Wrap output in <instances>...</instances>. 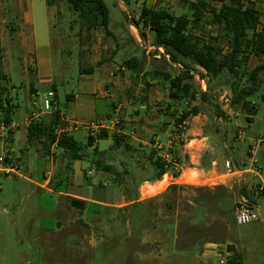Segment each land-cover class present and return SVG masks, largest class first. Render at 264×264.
<instances>
[{
  "label": "rangeland",
  "instance_id": "374dc122",
  "mask_svg": "<svg viewBox=\"0 0 264 264\" xmlns=\"http://www.w3.org/2000/svg\"><path fill=\"white\" fill-rule=\"evenodd\" d=\"M104 2L109 11V34L101 26L87 28L66 0H50L49 4L47 0H0V69L5 76L0 81V98L4 103V99L8 100L12 113L17 110L23 115L30 111L32 105L25 99V89L30 83L39 88L40 96L46 91L44 87L48 84L39 85L40 77L53 83L59 112L71 115L75 110L65 98L67 93L93 99L82 92L78 70L92 66L97 75L99 58L122 65V56L133 53L139 57L145 53L148 61L142 74L137 78L128 76V89L121 93L114 90L111 94L120 97L116 113L122 128L131 129L138 113L147 115L150 122L143 130L144 146L139 147L128 136L126 144L115 143L108 135L97 140L99 154L86 144L84 130L78 131L75 137L81 144V157L70 160L68 152L54 146V174L49 183H43L41 174L50 168L46 156L50 151L44 153L36 140L25 141L22 125L15 131L14 128L12 145L18 155L19 176L0 173V264H218L219 257L224 255L214 253L213 248L230 251L234 262L241 263V255L242 264H264V189L260 193L247 192L259 213L257 220L237 224L233 213L239 186L246 190L260 180L264 187V141L259 142L264 135L261 90L245 98L254 103L248 110L241 103L232 105L235 92L231 89V77L204 76L202 90L200 76L194 75V86L205 91L206 98L190 103L171 99L167 82L146 73L154 66L149 64L156 53L151 45L152 34L140 26L145 34L140 37L132 20L137 19L142 4L165 8L174 15H189L186 5L180 0ZM252 3L260 22H264V0ZM209 17L205 13L193 33L202 39L208 35L216 37V45L224 51L226 41ZM262 59L248 56L239 68L240 87L249 85L246 74ZM155 64L172 74L179 69L158 61ZM84 76L91 75L84 73ZM258 78L260 87H264V71ZM110 99H94L97 117L112 114ZM38 105L36 98L34 106ZM193 105L199 109L195 116L187 118L183 146L175 140L173 125L178 114ZM74 114L77 120L91 118L82 111ZM2 116L0 109V120ZM249 146L254 148L259 177L246 174L231 188L172 179L157 193L140 195V201L136 200L140 184L154 174L147 159L150 149H155L156 156L165 155L166 176L174 178L187 167L199 168L201 164L209 168L212 160L218 173L225 170L224 159L240 166L241 162H247ZM170 149L180 156V163L170 156ZM68 160L70 168L63 173ZM95 161L109 165L110 169L96 166ZM243 178L246 184L242 183ZM172 183L176 186L172 187ZM65 191L87 198L83 212L77 204H68L70 199L62 195Z\"/></svg>",
  "mask_w": 264,
  "mask_h": 264
},
{
  "label": "trees",
  "instance_id": "16d2710c",
  "mask_svg": "<svg viewBox=\"0 0 264 264\" xmlns=\"http://www.w3.org/2000/svg\"><path fill=\"white\" fill-rule=\"evenodd\" d=\"M180 1L188 8L189 15L182 13L174 15L165 8H151L142 4L137 19L132 20V25L139 30L140 37L145 36L144 32L140 31V26L147 28L152 34L151 45L156 53H153V59L149 60V64L154 66L150 67L146 73H151L165 80L168 85V96L171 99L183 100L186 103L198 98L201 100L206 98L205 91H200L194 86V75L200 76V79H203L204 76L231 77V89L235 92L231 99L232 105L241 103L243 108L252 109L253 105L249 101H245V98L254 96L260 89L262 100L264 92V87H260L261 82L258 78V74L264 71V22H260L259 13L253 7L252 0ZM49 2L50 0H47V4ZM66 2L69 8L84 21L87 28L101 26L109 34L107 28L109 11L104 0H66ZM205 13L209 14V21L218 27V32L222 33L226 41L224 51L216 45L214 41L216 37L208 35L206 39H202L193 33L194 27L202 21ZM115 41L118 44L117 40ZM159 49L161 50L159 51ZM144 54L140 53L138 57L129 53L121 57V64L134 78L142 74V69L148 61V56ZM249 55L260 56L263 59L247 72L246 80L249 81V85L240 87L238 80H240L241 72H239V68L244 65ZM155 61L170 68L178 66V72L172 74L169 70L155 67ZM84 70L85 73H89L91 67ZM4 78L5 76L0 69V81ZM1 88L0 84V91ZM4 101L5 103L0 98V109L3 110L0 122L9 123L12 110L8 100L4 99ZM198 109L197 105H193L181 111L175 118V123L189 116H195ZM57 111L59 110L56 106V112L48 121L37 120L26 127L27 141L36 140L40 142L44 153L49 152V148L55 140L53 125L57 120ZM106 135V131L101 130L96 134V138L101 139ZM111 136L115 143L122 140L121 135L116 132L111 133ZM40 137H43L41 141H39ZM92 140V137L88 136L87 144ZM56 146L61 148L63 152H68L70 160L81 157V145L69 134L60 135L56 141ZM169 153L176 162L179 161V155L174 154L172 149L169 150ZM155 154V149H150L147 155L148 162L154 170V174L149 177L148 181L158 180L167 171L166 159ZM95 165L101 166L105 170L110 169L109 165H101L99 161H95ZM200 167L205 166L200 164ZM175 186L172 183V187ZM240 192L246 194L243 187L240 188ZM73 200L76 199H70L71 204H75L76 201ZM227 264L241 263L230 260Z\"/></svg>",
  "mask_w": 264,
  "mask_h": 264
},
{
  "label": "built area",
  "instance_id": "2783aa9c",
  "mask_svg": "<svg viewBox=\"0 0 264 264\" xmlns=\"http://www.w3.org/2000/svg\"><path fill=\"white\" fill-rule=\"evenodd\" d=\"M126 67L124 65H116L113 70L108 72L110 77L118 75L120 73H124ZM201 89L204 90V85L202 79H200ZM110 88L106 86L103 90L104 94H109ZM39 91H35L32 94V106L29 112H27L23 121L25 126L30 123L37 121L40 116L44 113H55L56 112V102L54 99V93L51 89H47L45 92L39 95ZM36 98L39 99V105L37 107L34 106ZM262 101L264 102V92L262 94ZM254 106V103H251ZM59 111H57L58 113ZM61 114V113H60ZM180 114V113H179ZM62 115V114H61ZM65 116V115H64ZM64 116L61 117L64 119ZM263 122H264V113H263ZM86 126L88 128L89 134H93L96 136L102 129H110V130H119L120 129V119L117 116V113H112L110 116H99L93 119H90ZM16 127V124L12 121L9 123L0 122V173L3 175L13 174L14 176H19L18 172V155L15 152L14 147L12 145V131ZM173 135H175V140L181 144L185 145V140L183 137V133L187 128V118L181 119V121L174 123L173 125ZM53 133L55 135V140L53 144L56 146V141L60 135L63 134V128L56 125L53 127ZM191 140H189L190 142ZM264 141V135L259 138V142ZM188 142V144H189ZM168 155V154H167ZM165 157V156H164ZM247 162H241L240 166H233L229 159H224L223 167L225 168L222 172L214 173V176L210 175V168H214L216 166V162L212 160L210 162L209 168L196 166L187 167L181 170L178 174H176L173 178L172 175H169V180L166 185L170 183V181L177 179L175 182H184L191 183L196 185H223L231 188L233 184H239V177H242L246 174H252V176L259 177L258 168L255 166V158H254V148L248 147L247 149ZM167 161V160H166ZM193 170L195 172V176H190V171ZM90 171L87 170V174ZM164 176V174L162 175ZM239 178V179H238ZM179 180V181H178ZM182 180V181H180ZM242 183L246 184V178L242 179ZM243 184V185H244ZM239 186V185H237ZM245 186V185H244ZM238 188V197L234 201L233 213H234V221L237 224H246L252 221H255L259 218V213L255 210L253 203L249 200L246 194L240 192V188ZM264 189L262 183L253 182L246 188V192L260 193ZM212 250L216 254H223L224 256H220L218 259V264H227L228 261L231 260V252L227 250H222V248H213Z\"/></svg>",
  "mask_w": 264,
  "mask_h": 264
},
{
  "label": "crops",
  "instance_id": "0c3cea01",
  "mask_svg": "<svg viewBox=\"0 0 264 264\" xmlns=\"http://www.w3.org/2000/svg\"><path fill=\"white\" fill-rule=\"evenodd\" d=\"M133 40H136V39H133ZM101 61H102V64H101ZM96 62L98 64V66L95 67V69H97L99 72V74H97V75H95L93 73L94 68L92 66H91V70L89 72L91 75L90 77L84 76L85 70L83 68L78 70L79 76L81 78L80 87L84 89L82 92H84V94L89 93L90 95H92V98H93L92 101L88 100L87 97L84 95L81 97L79 96V94H73V93H67L65 95V98L69 101V103L70 102L73 103V108L75 111H77V112L82 111V112H86L87 114L91 115L90 116L91 118H89V120L97 117V115H98V113L95 111V108H96L95 100L105 99L106 97L111 98L109 101L111 113H116L117 110L119 109L120 105H121V103H119L120 101L117 102V100L120 99V97H118V95H117V98H116L115 96H113L111 94V91L118 90L121 93L124 90L126 91L128 89V86L130 85V83H129L130 77H128V76H131V75L130 74L127 75L129 73L127 70L124 73H120V74L115 75L113 77H110L108 75V72L110 71V69L112 67L114 68L115 65H117L118 63L111 61L109 58L107 60L106 59L102 60L101 58H99ZM38 83H39V85L47 83L48 85L46 87H44V89H46V90L47 89H53L55 92L56 100L59 101L56 89H55L53 83L49 80V78H40L39 77ZM105 86H109V88H110L109 94L103 93V87H105ZM35 91H40V90L38 87H36L34 84H31V83L25 89V99L27 101H30L31 104H32V100H33L32 94ZM142 106L143 105H139V107H142ZM57 108L59 110L58 104H57ZM135 110L137 111V109H135ZM74 112H73V114L68 115V116H66V115L64 116L62 114L64 116V119L61 117L62 115L60 114V112H58L57 113V120H56V123L53 125V127H56V125L60 126L61 128H63V133L69 134L79 144H80V142L77 141L75 134L80 130H84V134L86 137V144H87V137L88 136L92 137L93 140L87 145H89L92 148V150H94L96 152V154L97 153L99 154V152H101V151H100V148H98V143H97L98 138H96V136H94L93 134H89L88 128L86 126V123L89 120H77L76 118H74V117H77V116H75ZM107 114L109 115V113H105L106 116H107ZM24 115L25 114H23V115L19 114L17 110L13 111V113L11 114V121L16 124L14 131L16 129H18V127L20 125H22L24 127L25 132H26V126H25L24 121H23ZM51 117H52V115L50 113H45L44 115H41L39 120L46 122ZM137 118L138 119L136 120L135 124H133V125L130 124L131 129L122 128V125H121L119 130H113V129L112 130L102 129V130L106 131V133H107L106 136L111 135V133H113V132H116L119 135H121L122 140H120L119 142H125V138H127V136H128V137H131L133 140H135L139 147H141V145L144 146L146 142H145V139L143 137V130L148 128L146 125L149 124L150 122L147 121V119H148L147 115L142 116L141 114L138 113ZM128 129H129V131H128ZM134 129L135 130L137 129L136 132L133 131ZM14 131H13V133H14ZM42 139H43V137H40L39 141H41ZM26 140H27V138L25 136V141ZM125 144H126V142H125ZM54 146L55 145L52 143L50 148H49L50 154L46 155L48 158V163L50 164V168L48 171H45L41 174V177L43 179V183H49L51 180V177L54 174V170H53V163L55 160L54 159V153H53L54 152V150H53ZM143 146H142V148H144ZM158 146H160V143ZM59 156H61V154ZM164 156L165 155H163V157ZM177 163H180V161H177ZM67 164H68V166L66 167V170L63 173H65L70 168L69 160L67 161ZM212 172L217 173L216 167H214L213 169L210 168L209 174L212 175L213 174ZM166 174H168L167 171L164 173L163 178L166 176ZM71 175H73V172ZM162 175H161V177H162ZM65 177L68 180L69 174H67ZM148 179H149V177L144 179L142 184H140V188L137 189L136 200L140 201V198L142 197V196L140 197L142 186H144V185H157L163 180V179H161V180L158 179V180H154V181H148ZM245 193H246V196L249 197V195L246 191H245ZM62 195L66 196L68 199H76L73 201H76L74 203L78 205V207L80 208V211L83 212L85 210V202L87 201L86 197H84L82 195L75 194V193L66 192V191L62 192ZM149 195H151V194H149ZM237 197H238V195H237ZM236 198H235V200H236ZM67 201H68V204L71 203V202H69L70 200H67ZM63 208L64 209L67 208V210H68L67 206H64ZM57 223H59V222H57ZM239 257H240L239 261L242 264L243 261H242L241 255Z\"/></svg>",
  "mask_w": 264,
  "mask_h": 264
},
{
  "label": "bare ground",
  "instance_id": "6f19581e",
  "mask_svg": "<svg viewBox=\"0 0 264 264\" xmlns=\"http://www.w3.org/2000/svg\"><path fill=\"white\" fill-rule=\"evenodd\" d=\"M190 176H195V172L193 170L190 171ZM169 180V177L165 176L163 178V180L157 184V185H146L143 189H142V192H141V196L142 197H145L149 194H155L157 193L159 190L163 189L165 184L167 183V181Z\"/></svg>",
  "mask_w": 264,
  "mask_h": 264
}]
</instances>
